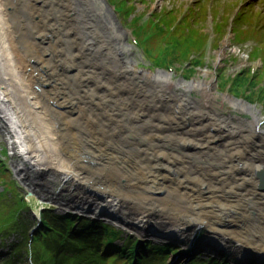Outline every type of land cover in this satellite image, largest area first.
I'll use <instances>...</instances> for the list:
<instances>
[{
  "label": "bare ground",
  "instance_id": "1",
  "mask_svg": "<svg viewBox=\"0 0 264 264\" xmlns=\"http://www.w3.org/2000/svg\"><path fill=\"white\" fill-rule=\"evenodd\" d=\"M81 2L82 5L76 0H0V51L10 71L3 81L1 94L4 100L15 105L12 107L14 116L21 117V128L28 142L25 154L31 156L35 167L46 168V171L36 170L33 165L29 168L22 162L15 166L16 174L37 197L58 203H73L76 196L66 199L61 187V183L73 179L83 185L87 181L88 188L123 202L128 195L118 189V178L126 182L125 188L135 186L146 193L148 190L161 191V201H168L171 196L176 205L183 201L176 196L179 192L188 205L180 209L171 204V208L179 215L188 216L181 217L172 209L166 211L156 205L148 208L141 202L137 204L140 209L132 215L133 221L142 225L144 220L160 219L161 224L164 220L162 225L168 224L174 231L166 235L176 241L187 226L190 228L186 231L191 232L188 242L203 227L202 245L212 250L227 246L229 255L235 256L237 251L241 259L238 249L227 245L220 235L224 237L231 232L245 237L244 232L249 230L252 221L251 226L257 228L259 222L264 221V205L261 204L264 192L240 188L247 182L254 189L253 170H264V162L248 159L249 154H264V140L256 132L261 122L260 111L246 102L222 96L236 113L246 111L251 119L246 123L238 120L234 124L223 111L215 118L208 110L204 116L198 107L200 102L195 99L188 103V96L193 89L205 88L202 101L204 98L214 100L213 79L209 82L179 80L174 88L182 91H166L171 74L136 66L129 54L130 45L125 42V34L103 2ZM99 18L105 24L104 33L94 24ZM25 29H30L34 36L29 42L22 39ZM115 49L120 50L121 60L120 65L112 67L107 59H114ZM110 50L112 55L107 62L100 58V54L108 55ZM33 59L36 62L31 63ZM140 78L157 81V90L150 94ZM99 87L102 89L97 92ZM9 88L17 89L27 110H21L15 99L12 101ZM119 94L121 99L116 97ZM114 99L123 104L131 101L132 108L140 104L139 111H125L124 114L133 119L141 117L142 123L137 127L116 119L107 108ZM26 112L30 118L25 116ZM197 124L201 125L199 130ZM211 126L231 128L241 136L239 142L228 143L223 133L219 134L223 143L216 147L223 145L227 151L222 157L225 164L219 169L209 167L212 164L196 163L190 155L167 147L181 144L203 149L217 140V135L209 129ZM126 131L132 132V140ZM4 132L3 126L2 134ZM13 158L16 163V154ZM45 173H56V177L52 179ZM212 179L217 182L214 184ZM236 184L240 187L236 188ZM169 187L172 190H168ZM253 195L261 200H251ZM155 198L144 197L147 203H153ZM104 201L113 212H117V207L122 208L119 205L122 203L116 200ZM164 211L166 214L161 217ZM167 216L170 217L168 223ZM243 241L247 250L254 249L253 246L262 248L256 236H252V240L243 238Z\"/></svg>",
  "mask_w": 264,
  "mask_h": 264
},
{
  "label": "rangeland",
  "instance_id": "2",
  "mask_svg": "<svg viewBox=\"0 0 264 264\" xmlns=\"http://www.w3.org/2000/svg\"><path fill=\"white\" fill-rule=\"evenodd\" d=\"M110 1L114 3V5H116L118 8H122L121 10H123V15H121V17L118 19V23H122L124 27H126V29L130 31L128 39H125L127 44H133L132 39H130V37H133V33L138 34L144 32L143 26L146 23L141 18L143 14H145V18L146 15L151 18V14H153L152 20H154L155 23H157L156 21L161 18L166 19V22L160 28H158V24L155 25L156 27L153 33L157 35L165 29L168 30L170 25L177 22L180 14L186 12L183 19L178 22V26H180L179 30H183L184 33L192 34L195 36L198 33L200 34V37L192 42L191 50L186 51V49L180 47V53V51H178L177 49V53H175L174 55L176 59L173 60L174 62H172V64L169 66L167 63V59L169 58V46L167 43L169 40L168 38L165 40L161 39L157 43L153 42L150 45L148 44L144 47L142 46V49H144V51L137 45L133 44L134 48L131 52V57L134 60L136 66L140 69H145L151 72L160 70L171 74V83L169 86H166V88H171V84L172 88H174L175 83L179 80L183 82H190L194 80H205L209 82L213 79L215 100L212 104V107L214 109H217V111L222 109L223 114L226 115V117L237 115L244 121V123H246V119L250 120L251 117L245 113L236 114V112L232 110V107L223 101L222 96H228L237 100H247L250 105L255 106L256 109L260 111V128L264 130V0L258 1L256 4L252 3L251 6L253 7L246 10L249 18H244V20H242L243 17L239 20V18H234L233 15L240 11V9H242L246 5V3H248V0H219L216 3L215 0ZM76 2L79 5L83 4L81 0H76ZM237 4L239 5L237 6ZM18 11L19 13L21 12L20 6L18 7ZM22 15L27 16L29 14L23 13ZM135 26L137 28V32H134ZM146 27L149 28L150 26H144V28ZM33 37L34 36L31 33L30 29H25L23 31L22 39L24 41L29 42L33 39ZM204 38L211 39L212 45L209 50L203 49V43L205 41ZM65 39L67 40V37H65ZM199 44L201 45L199 46ZM22 51L26 53V49L22 48ZM34 62H36V59L31 60V63ZM8 72H10L9 67L8 65H5L2 52L0 51V96L1 87H3V81L8 77ZM144 81L147 83V78ZM156 84L157 81H148L145 89L150 94H152L156 91L154 90V86ZM208 87L211 86L208 85ZM9 89L11 94L13 95L12 101L13 99H15L20 104L21 110H27L25 105L26 102L22 99L17 89ZM101 89L102 87H99L97 89V92H99ZM204 89L205 88L191 90V92L189 93V98L192 100H202V94L203 92H205ZM180 91H182L181 88L176 90L174 88L172 92L179 93ZM119 96L120 94L116 97ZM127 103L128 105H126ZM131 105V101H127L125 104H123L121 101H116L114 99L107 108L111 109L113 112V116L116 119L120 118L123 124L134 125L138 127V125L142 123L140 121L141 117L139 119H133V117L131 118L129 115H125L124 112H134L136 110L139 111L142 106L138 104L136 105V107L132 108ZM14 106L15 105L13 103H0V162H3L0 167L4 169V174L1 176H4L6 178L8 184L10 185V188L13 189L10 194L16 193L21 197L27 199L29 205H31V210L35 215H38L39 210L43 207L53 208L56 212L64 213L67 210L81 209V207H86L93 212L96 208L102 206L104 204L100 199V196L102 194L96 190L88 188L87 185H90V183H87V181H85V185L76 182L74 179L72 181L67 180L66 184L65 182L61 183V187L64 188L62 193L65 197H67L66 199H71L74 195L76 196L75 199H72L73 203L44 201L28 189L27 183L16 174L15 166L25 163L29 168H32V165L33 167H35V165L34 160L30 158L31 156L29 157L25 154V152H27L28 143L25 138L26 133H24L25 130L21 128V117L19 119V117L17 118L14 116L12 110V107L14 108ZM198 107L199 109H202L201 102ZM120 113L122 114V116L119 115ZM219 113L221 114V112ZM25 116L30 118L27 112ZM231 123L235 124L238 122L235 120H231ZM3 126L5 128V132L2 134ZM199 127H201V125L197 124L196 129L199 130ZM211 128L220 131V134L223 133L222 135H224V137H230L228 139V143H235L237 141V138H235L234 134H226L225 132H222V130L212 126L209 129L211 130ZM126 134L128 136L130 135L129 139L132 140L134 138V135L131 131H126ZM207 134L213 135L211 132H208ZM166 135H168V133H166ZM216 135L217 140H212L209 144V146L211 147H206L201 150H196L193 146L188 148L181 144H169L167 145V147L179 153H183V151L187 152L185 154L190 155L189 158H192L196 163L203 164L204 166H209L210 164H212L209 167L212 166L213 168L219 169L225 164V161L222 160V157L224 156V154H226L227 151L226 148L224 149V147H222L223 145L218 148L216 147V144L223 143V141H221L220 139L222 137L220 135L218 136V134ZM219 149L224 150L218 151ZM15 154L17 159L16 163L14 162L15 158H13ZM258 160L260 159L258 158ZM251 161L254 162V160ZM89 165L92 164L89 163ZM35 168L36 170L39 169L41 171H46V168L43 167ZM45 174L46 176L48 174V177L51 176L52 179L56 177V173ZM253 176L255 178V172H253ZM118 180L120 183V185H118V189L124 195H128L129 207L125 208L127 218H131V210H134V212L137 213V211L140 209V206L137 204L141 202H144L148 208H154L158 206L159 208L166 211L170 209L173 210V208H171V204L179 207L180 209H183V206L188 205L184 195H178L179 192L176 193V196L183 201L178 202V204L176 205L173 203V199L171 198V196L169 197L168 201L163 202L159 199V195L148 194L135 186H126L125 188L124 183L126 182L122 181L119 178ZM210 181H213L214 184L217 182L214 179ZM255 181L256 178L254 182ZM5 184L6 183H4V186L6 187ZM236 185V188L242 186L240 188L248 189V187H245L246 184H241L239 187L238 184ZM2 190L3 185L0 184V193ZM168 190H172V188L169 187ZM166 192L167 191L165 190V195ZM170 193L174 195V192L170 191ZM141 196L156 197V201H154L153 203H147V201L145 202L144 197ZM174 213L176 212L174 211ZM176 214L179 215L178 213ZM180 215L181 217L188 216L182 215V213ZM167 217L168 218L166 222L168 223L170 217ZM103 221H105L109 225H116L117 229L119 230L124 228L127 230V232H134L140 237L151 233L142 226L140 228L133 227L132 230L129 229L128 231L127 227H125L124 224L117 223L116 221L111 222L108 221V219H103ZM162 222L165 223L164 220ZM259 224L260 229L257 228L255 230L254 228H252V231L256 234L264 235V221H260ZM169 228L170 227L167 224V226H161L157 228V230H162L160 233H164V231ZM202 233L203 229H200L199 232H197V235H195V237L193 238L192 242L201 243L204 237V235L202 236ZM228 237H231L230 239H234L235 241H243L241 239L245 238L244 236H241L239 234H232ZM180 238L181 240L178 244L182 246L180 247L181 250H185V245L188 243V240L190 238V232H183V235ZM246 238L252 240L250 232L249 235L246 236ZM262 238L264 239V236ZM214 239L218 238L215 237ZM230 239H225L229 243H232L227 245L238 249L242 259L244 257L248 258H246L247 260L241 259V263L245 264V261L252 262L256 257H258V255L255 253H248V251H244L245 248L241 247L238 243H234ZM11 240L13 239L11 238ZM260 244L264 247V242L262 244L261 240ZM234 255L235 257L239 258L237 256V251ZM262 264H264V262Z\"/></svg>",
  "mask_w": 264,
  "mask_h": 264
},
{
  "label": "trees",
  "instance_id": "3",
  "mask_svg": "<svg viewBox=\"0 0 264 264\" xmlns=\"http://www.w3.org/2000/svg\"><path fill=\"white\" fill-rule=\"evenodd\" d=\"M156 22H157L156 24H158V28H160L166 22V19L165 18H161V19L157 20ZM179 27L180 26H177L174 31L172 30L173 32L171 31V33L167 37L169 39L168 42H167L168 46H169V53H168V57L169 58L167 59V63H168L169 66L172 64V62H174L173 60L176 59L174 55H175V53H177V49H178V51H180V53H181L180 47L183 48V49H186V51L191 50L192 42L197 40L200 37L199 33L196 36L192 35V34H188V33L186 34V33L183 32V30L182 31L179 30ZM166 31L167 30L165 29L161 33L157 34L155 36V38H153L152 40L149 41L148 44L150 45L153 42L157 43L159 40L162 39V37H163V35H164V33ZM200 45L201 44H199V46ZM193 47H194V44H193ZM49 216L50 215H46V213H44L43 221L46 224V229H44V228L41 229L39 234L35 235L34 244H33L34 246L33 247H35L37 245L40 246V247H46L49 244L48 238H52L53 237L52 232L54 230H57L59 235L61 234V227L59 225L62 224L63 222H58V221L50 218ZM24 237H26V236H24ZM54 237L57 238V236H54ZM38 251L39 250H34L33 251V256H35V258H37V259H40L41 255L37 254ZM123 257L127 261L130 260V257H129L128 254H124Z\"/></svg>",
  "mask_w": 264,
  "mask_h": 264
},
{
  "label": "water",
  "instance_id": "4",
  "mask_svg": "<svg viewBox=\"0 0 264 264\" xmlns=\"http://www.w3.org/2000/svg\"><path fill=\"white\" fill-rule=\"evenodd\" d=\"M115 22L117 23L118 27L121 29V32L125 34L124 30H122L121 25L118 23V21L115 20ZM124 34H123V35H124ZM124 37H126V35H124ZM125 42H126V41H125ZM112 45H114V44L112 43ZM112 47H115V45L112 46Z\"/></svg>",
  "mask_w": 264,
  "mask_h": 264
}]
</instances>
